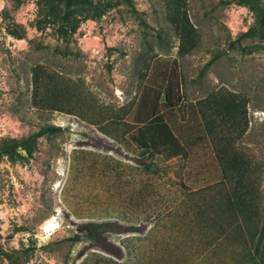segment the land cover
I'll list each match as a JSON object with an SVG mask.
<instances>
[{
  "label": "rangeland",
  "instance_id": "obj_1",
  "mask_svg": "<svg viewBox=\"0 0 264 264\" xmlns=\"http://www.w3.org/2000/svg\"><path fill=\"white\" fill-rule=\"evenodd\" d=\"M91 2L69 30L63 11L47 17L44 0H0V139L58 128L31 157L0 159V264L7 255L16 264H135L120 239L150 222L164 227L141 244L138 264H155L159 239L184 251L157 264H264V229L254 250L264 228V33L242 35L253 11L180 0L196 40L188 47L166 0ZM163 79L178 86L169 118L186 155L152 161L130 135L162 110ZM226 99L238 105L228 116L218 110ZM140 217L139 233L115 232ZM102 221L117 224L106 241L68 239ZM209 236L221 243L203 256Z\"/></svg>",
  "mask_w": 264,
  "mask_h": 264
},
{
  "label": "trees",
  "instance_id": "obj_2",
  "mask_svg": "<svg viewBox=\"0 0 264 264\" xmlns=\"http://www.w3.org/2000/svg\"><path fill=\"white\" fill-rule=\"evenodd\" d=\"M235 1L241 4L248 5L254 13L255 25L253 27H250L242 35H254L258 33L262 36L261 33H264V4L263 6L258 5L261 0ZM44 3L47 7L46 15L48 18L60 11H63L62 19L66 22L69 30H74L77 25L68 24L72 21L71 16L72 13L75 12V9L83 12L87 11L89 7L93 6L91 0H44ZM166 3L168 13L170 12V14L168 15V19L173 24L174 29L178 34L181 45H187L188 47L194 45L196 42L194 37V30L190 25L186 14L181 9L180 0H166ZM163 83L164 84H162L161 87L163 90V102L161 104L163 107L162 110L145 121L142 125L137 126L130 135L132 144L139 150V155L143 156L146 154L152 161H157L159 158L170 159L173 157H183L186 155V148L172 129L170 124L171 119L169 118L170 110L174 108L179 102L178 86L177 84H175L173 79H163ZM237 109L238 105H236L235 102L230 99H226V102L224 104L218 106V110H220V112L222 111L227 116L229 111L236 112ZM56 130H58V128L53 126H46L24 137L0 139V159H2L3 157H7L12 161H18L31 157L34 150L36 149L38 138L48 133H52ZM234 209H237L236 212L239 211L240 214L243 213V210L238 203L234 205ZM157 215L158 213L156 210L155 216L157 217ZM185 216H188V214H186ZM159 217H162L161 212H159ZM147 221L148 220H143V218L140 217L138 219V222H135L133 225L122 229L121 227H118L115 229V232L120 234L123 232H126V234L139 233L143 224H145ZM114 226H117L116 222H87L80 225L68 239L71 241H78L82 236H85L86 238L96 240L102 234V241H106L104 234L109 230L113 231ZM161 227H164V225L159 226L155 223L151 224L150 222L149 230H147L144 234L140 236L131 234L120 239L121 248L124 249L125 253H127L129 247L127 245V242L130 243V252H128L127 254L130 256V258L133 256L132 258H134L133 260L135 264H138L137 258L140 256V253L144 248V246L141 248V244H143V242L145 241H149L150 243L154 238L152 235L160 236L159 229ZM181 227H183V225H181ZM98 228L102 229L98 230ZM199 228L200 233H204L205 228L201 226H199ZM188 229L190 234L193 235L195 233L194 227H189ZM263 229L264 228L262 227L255 242L254 250L256 252H258L259 248L261 247ZM176 233H179V231H176ZM226 233H221L220 235H228V233ZM159 240L160 241L155 242L153 251L152 249H149L147 247V249L151 250L154 253L153 259L150 257L153 261L152 263L157 264L158 262H163V260L166 261L174 250H177L179 252L184 251L183 249H179V244H177L176 246H170L167 242H165L164 245L162 243L163 239ZM132 242H134V245L132 244ZM193 242L194 243L191 245H194V247H196L198 242H196L195 240ZM220 243L221 241L219 240V236H209L203 244V256L212 253V251H214ZM115 255L117 256L119 254L117 253ZM7 256L9 264H16L15 260L12 259V256Z\"/></svg>",
  "mask_w": 264,
  "mask_h": 264
}]
</instances>
